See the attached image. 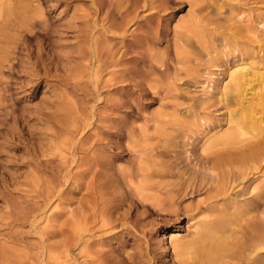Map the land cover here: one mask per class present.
Returning a JSON list of instances; mask_svg holds the SVG:
<instances>
[{
	"label": "rangeland",
	"instance_id": "obj_1",
	"mask_svg": "<svg viewBox=\"0 0 264 264\" xmlns=\"http://www.w3.org/2000/svg\"><path fill=\"white\" fill-rule=\"evenodd\" d=\"M101 1L106 10L108 0H38L46 26L35 18L15 41L0 92V264H199L173 261L170 231L191 238L229 201L199 167L209 157L199 148L204 135L227 131L237 110L218 93L228 72L264 68V0H160L154 11L136 10L135 31L114 35L92 22ZM194 21L204 27L198 36ZM95 37L101 47L129 50L97 75ZM79 71L78 83L65 80ZM143 174L158 201L137 194ZM245 176L235 177L242 182L231 197L238 191L250 209H264V172L257 192L241 191L251 182ZM80 216L95 229L73 243ZM247 229L241 222L231 242Z\"/></svg>",
	"mask_w": 264,
	"mask_h": 264
},
{
	"label": "bare ground",
	"instance_id": "obj_2",
	"mask_svg": "<svg viewBox=\"0 0 264 264\" xmlns=\"http://www.w3.org/2000/svg\"><path fill=\"white\" fill-rule=\"evenodd\" d=\"M54 1L58 2V0ZM94 1L95 0H93V2ZM159 2L161 1L108 0L104 2L106 4L108 3V8L104 10L101 1L99 4L96 3V12H98V14L96 13L97 21L95 19L92 22L100 27L101 34L103 35L107 33L109 35H114L118 31L126 32L129 28H131L130 32L132 33L136 30L134 27L136 24V10L139 7H148L150 10H153V8H155L154 4H158ZM30 3L36 4L32 8ZM127 3H129L130 6L121 10V8ZM110 5H115V14H111L110 11H108ZM52 6L55 7V2L52 3ZM31 10H34V13H31L30 15L28 13ZM42 13L38 0H0V92L3 90L2 79L4 80V78L2 77L5 75L4 70L10 68L11 63L15 58L14 56L12 57L14 54V48H16L15 41L17 39L19 40L24 30H29L28 27L31 29L32 20L35 18H38L39 24L46 26V21L43 19ZM262 26H264V23H262ZM202 28L204 27L201 24L194 21L189 29L195 33V36H198L201 33ZM250 32L253 33V30L250 29ZM109 38L110 37L106 39L109 40ZM101 40H98L97 37L92 38L93 45L89 51V54L93 59V65L95 68L93 72L95 75L101 72L99 71V68L105 67L106 69V67H110L111 65L116 66V64L118 66L122 62L121 58L123 59V57L128 55L127 53L129 52V50H121L120 48L115 50L113 48L110 49L108 48V44L107 47H101ZM256 40L259 41V38L257 37ZM135 41H137V39L133 36L131 49L134 50V52H136L135 50L138 47V41ZM123 46L125 47L126 44ZM128 47L129 45L125 48L128 49ZM233 50L235 51L236 49ZM84 57L86 56L84 55ZM36 62L37 60H35L33 64ZM234 66L235 67L226 75L227 80L224 82L221 81L217 88H219L218 93L221 95H229L234 99V105L237 106V110L235 111V114L228 119V130H220L221 132L213 131L210 134L208 133L207 135H204L199 148L201 153L209 155L199 167L203 169V171H208L214 174V180L216 179V183L213 184V189L218 194L217 196H219V194L221 196L223 195L229 201L224 207H222L217 216L204 219L200 229L194 230V236L191 238L182 240L179 237L173 236V231H170V246L173 253V261L176 263H182V259L184 258V263H188L190 260H195L199 264H264V209L258 207L250 209L249 199H237L238 191L234 197H231V194L233 193L232 191L241 185L240 183L242 180L241 182L239 181L240 183L236 182V179L240 178V176L244 177L245 175L251 174V177L248 178L251 182L249 181V183L247 180L246 182L249 184L240 188H244L245 191H243V189L241 190L244 194L255 191L257 192L260 188L258 181L264 172V68L252 64L251 66L247 65L248 67H245L246 65L238 64ZM115 70H118V68ZM82 72H84V70ZM90 75L92 76V74ZM76 76L82 77L83 74L79 71L75 75L70 74L66 76L65 80L70 84H76L78 83V81L74 79ZM83 77H85V74ZM212 81V79L205 81L206 84H203L202 86L203 90L201 95L207 96L209 94L208 87L212 84ZM1 93L0 106L5 108L3 102L6 98H4V94L2 95ZM3 93H5V91H3ZM203 122L206 123V120ZM243 128H246L249 132L243 131ZM197 132L203 134V123H199ZM139 154H142V152L139 151ZM141 172L142 171L140 170L139 174ZM146 173L147 172H145V174ZM145 174L142 175L144 181L143 179L139 181L138 184L135 185V190L142 198H152L151 201H154L153 199L158 201L157 196H154L153 194L150 195V193L148 194V185L147 182L145 183V181H147L145 179ZM235 182L237 184H235ZM241 191L239 190V192ZM157 204H160V202ZM169 207L171 209V206ZM164 208L161 207L162 210ZM254 211L258 212L254 214ZM82 217H77L78 221L76 220L77 218H75L77 222L76 224L74 223L75 225L73 224L74 227L72 226L73 231H71V233L73 232V235L71 234V237L73 236V243L77 241L80 234L81 237L82 233L84 234L91 229H95V227L92 228L93 223L90 225V221H88V219H90L89 217L88 219ZM94 218H96V216H94ZM253 218L258 219L259 221L257 220L256 223L249 224L248 222H251ZM241 222L246 223L247 228H249L247 229L249 235H247V237H245V235L244 240L240 241L238 244H233L230 239H234L233 235L236 233L235 228L241 226Z\"/></svg>",
	"mask_w": 264,
	"mask_h": 264
}]
</instances>
